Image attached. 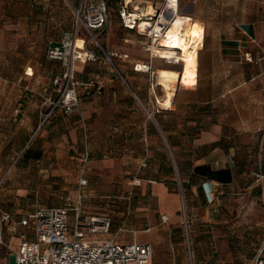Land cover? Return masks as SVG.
I'll list each match as a JSON object with an SVG mask.
<instances>
[{
    "label": "crops",
    "instance_id": "obj_1",
    "mask_svg": "<svg viewBox=\"0 0 264 264\" xmlns=\"http://www.w3.org/2000/svg\"><path fill=\"white\" fill-rule=\"evenodd\" d=\"M177 11L184 26H171L185 29L189 18L193 25L186 41L190 32L199 35L194 57L178 53L181 80L192 86L172 76L180 72L173 63L158 59L151 61L157 72L152 89L150 78L131 70L146 57L118 65L115 72L100 67L93 75L85 72L89 62L76 64L75 77H93L101 95L85 98L78 92L77 111H56L35 134L41 100L54 96L55 72L18 57L15 48L0 52V104L6 96L0 122L18 125L19 144L16 153L7 149L9 131H0V158L10 152L19 159L0 185V214L9 218L0 229L6 239H0V264H14L8 249L17 248L21 234L31 239L17 225L19 218L35 208L59 207L66 195L74 199L80 178L85 181L80 221L110 220L107 234H85V239L148 244L149 264H187L186 255L190 264H241L239 256L253 255L260 245L261 213L232 221L216 211L218 199L231 195L245 196L247 209L252 196L264 200L250 177L264 158V0H178ZM5 26L17 24L0 8V28ZM115 56L128 59L125 53ZM162 58L173 57L162 53ZM11 94L14 104L3 106ZM44 175L50 178L47 186ZM56 178L66 184L54 186ZM179 197L189 214L200 208L196 221L206 223L201 230L189 226L187 249L173 231ZM118 227L122 231L113 235ZM243 236V246L229 242Z\"/></svg>",
    "mask_w": 264,
    "mask_h": 264
},
{
    "label": "built area",
    "instance_id": "obj_2",
    "mask_svg": "<svg viewBox=\"0 0 264 264\" xmlns=\"http://www.w3.org/2000/svg\"><path fill=\"white\" fill-rule=\"evenodd\" d=\"M129 1V2H127ZM71 17L69 31L56 42H48L44 48L46 60L59 64L60 69L51 77L54 90L53 97H43L40 103V118L33 134L56 112L68 114L78 110L79 95L85 98L99 97L101 85L92 79H77L76 64L93 63L99 55L91 46H98L97 37L104 31L108 22V9L105 0H62ZM131 0H117L116 17L118 25L143 38L140 49L146 54L145 62H134L131 70L145 74L150 78L153 69L151 61L162 59L164 49L162 41L166 40L168 27L178 16V0L143 1L151 9L145 14L146 5L138 7ZM80 45L77 46L76 42ZM88 45H91L88 47ZM101 50V49H100ZM102 54L110 62L114 54ZM126 58V55H121ZM167 61V60H166ZM148 88L152 89L150 81ZM147 117L149 115L147 114ZM86 153L82 162L86 161ZM264 158L255 171L250 174L254 183L264 191ZM152 183V182H148ZM78 189L74 199L64 196L59 207H39L21 216L17 225L27 229L31 239L20 235L17 248L12 252L14 264H149L151 247L148 244H118L112 239L87 240L85 234L109 232L108 218H84L80 221L82 187L84 179L77 182ZM72 221H69V218ZM6 214H0V229L8 221ZM165 216L160 217L165 222ZM183 221V225L185 226ZM11 231L10 228H7ZM144 229L148 230L145 224ZM118 227L113 235L121 232ZM247 264H264V238L254 249Z\"/></svg>",
    "mask_w": 264,
    "mask_h": 264
},
{
    "label": "rangeland",
    "instance_id": "obj_3",
    "mask_svg": "<svg viewBox=\"0 0 264 264\" xmlns=\"http://www.w3.org/2000/svg\"><path fill=\"white\" fill-rule=\"evenodd\" d=\"M131 1L134 2L132 3L133 5H138V7H142L146 5V4L143 5V1L145 0H131ZM107 5H108V22L104 31L97 37L98 46L88 45V47L91 46L95 50V52L99 55V59L96 62L93 63L89 62V64L85 66L86 69L85 72L91 75L95 74L98 71V68L100 67H104L112 72H115L114 69L119 70L118 65L127 67L130 64L131 59H137L142 61L146 57V54L140 49V43L143 41V38L137 36L135 33L124 31L118 25L116 12H115L116 0H107ZM146 6H147L146 8H149L148 5ZM0 8L4 12L5 17L10 19V21L13 24H17V27L15 29H10L8 28V26H5L4 28L3 27L0 28V38H1L0 52L4 51V49L7 47L15 48L17 50L18 57L27 58L29 60L35 61L37 64H39L40 70H45L48 72L51 71L57 72L60 69L59 64L53 62L46 64L44 62L43 56H44L45 45L48 42L58 41L64 33L69 31L71 24V17L68 9L64 6L62 0H0ZM178 15L181 14L178 13ZM13 20L16 23H14ZM186 22L189 25H187L185 29H182L179 26L178 27L174 26V29L177 31L178 36H180V39L183 40L184 43H186L187 30L190 29V27L193 25L189 18L187 19ZM174 23L180 25L181 27L184 26V24L179 19H177L176 22L175 21L172 22L170 26ZM170 26L168 27V30L169 28H171ZM194 28H198V26H195ZM199 30L201 31L200 28ZM201 35L203 36L202 31H201ZM201 44H202V39H201ZM100 49L106 54L110 53V54L118 55L119 53H125L128 55V59H123V58L120 59L117 58V56H110V62H109L108 60H106ZM166 51L167 49H165L163 53L170 54L173 58L167 61L158 59V62L162 63L163 61V62L173 63V65L177 69L176 71H179L180 69V73L177 74L175 72H172L173 73L172 76H178L181 85L192 86L188 82H184L181 80L182 65L180 64V58L178 52L176 51L166 52ZM156 73L157 72L153 70L149 79L150 83L156 82L155 80L157 75ZM89 79L94 80L93 77L92 78L90 77ZM159 88L162 87L159 86ZM5 97L6 96H3V98H1L2 103ZM13 99L14 97L11 94L10 97L8 96L7 103L3 106H12L15 102L13 101ZM2 103L0 104V106H2ZM15 104L17 105L18 101ZM11 113L16 115V113L14 112ZM6 122L7 121H3V123L0 122V131L1 132L4 130L9 131L10 140L8 141L6 147L7 149H11V151H14L16 153L18 151V145H19L18 125L8 126ZM45 123L43 125H45ZM35 129L36 127L34 128L33 132L35 131ZM37 131L35 133H37ZM18 162H19L18 155L16 157L10 152L6 154L5 158H0V171H3V173L0 175V185L3 182L4 178L9 174V172L11 170L14 171V169L18 167ZM42 180L44 186H47L45 185L46 181L50 182V178L45 175ZM55 182L56 185L54 186H58V185L62 186L66 184V182L60 178L58 179L56 178ZM258 189L260 190V188ZM252 197H253L252 199L254 200V202H252V205L250 204V202H247V207H249V209L243 207L244 205L243 201L245 200V196L231 195L222 199H218L219 209L216 211V215L219 218H226L234 221L236 220L235 217L237 216H241L244 214H246L245 216L250 214H252L253 216L255 214L259 216V213H261L263 226L261 231L260 232L257 231L256 234L257 236L259 235L260 239H263L264 238V200L262 199V197L260 198V196L259 198L256 197L255 195ZM247 199L248 201H251L250 200L251 198H247ZM192 204L194 205L195 202H192ZM178 205L179 206L176 213L178 222L175 224L173 231L174 234L179 237L178 241L179 243H181L182 248L187 249V247L189 246L188 244L189 226L194 227L195 230H201L205 228L206 223L196 221V217H198L201 211L200 208H197V210L193 209V213L189 214L187 208L181 207L180 197L178 199ZM183 220L186 221L185 226L183 225ZM190 220L193 221L195 220V222L190 223ZM0 239L2 241H6V239L5 238L3 239L2 236H0ZM229 242L235 246H243L244 243L246 242V239L244 236L242 238L234 237L231 238ZM201 244L202 243L199 242V245ZM251 257L252 255L250 254L239 256V259L243 261L241 262V264H247V262L250 261ZM186 260H187V264H190L189 262L190 259L188 255H186ZM215 260L217 261L216 258ZM214 264H219V263H214Z\"/></svg>",
    "mask_w": 264,
    "mask_h": 264
},
{
    "label": "bare ground",
    "instance_id": "obj_4",
    "mask_svg": "<svg viewBox=\"0 0 264 264\" xmlns=\"http://www.w3.org/2000/svg\"><path fill=\"white\" fill-rule=\"evenodd\" d=\"M144 11L146 12L145 14H151L150 8H146ZM177 19H178V16H177ZM177 19H175L174 21L176 22ZM165 35H166V40L162 41V44H163V47L168 48L167 49L168 51H176L180 53L181 56H184L186 58H192L196 55L198 46H199V35L197 32H194V31L190 32V35L186 43H184L183 40L180 39V37L177 34V31L174 29V26H171V28H169V30L166 32ZM76 45L79 46L80 42L77 41Z\"/></svg>",
    "mask_w": 264,
    "mask_h": 264
},
{
    "label": "trees",
    "instance_id": "obj_5",
    "mask_svg": "<svg viewBox=\"0 0 264 264\" xmlns=\"http://www.w3.org/2000/svg\"><path fill=\"white\" fill-rule=\"evenodd\" d=\"M105 2H106L107 9H108L107 0H105ZM116 8H117V0H116ZM115 12H116V10H115Z\"/></svg>",
    "mask_w": 264,
    "mask_h": 264
},
{
    "label": "water",
    "instance_id": "obj_6",
    "mask_svg": "<svg viewBox=\"0 0 264 264\" xmlns=\"http://www.w3.org/2000/svg\"><path fill=\"white\" fill-rule=\"evenodd\" d=\"M115 70V69H114ZM116 71V70H115ZM177 74H179V72H177Z\"/></svg>",
    "mask_w": 264,
    "mask_h": 264
}]
</instances>
